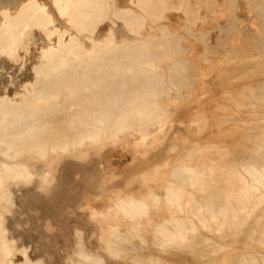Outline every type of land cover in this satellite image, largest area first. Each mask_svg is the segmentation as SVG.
I'll list each match as a JSON object with an SVG mask.
<instances>
[{
	"label": "bare ground",
	"instance_id": "bare-ground-1",
	"mask_svg": "<svg viewBox=\"0 0 264 264\" xmlns=\"http://www.w3.org/2000/svg\"><path fill=\"white\" fill-rule=\"evenodd\" d=\"M245 3L259 27L243 24L241 0H0V264H47L9 228L16 192L35 181L49 193L64 158L108 148L167 158L137 188L107 167L83 179L64 264H186L177 252L264 264V64L222 67L225 92L203 105L209 63L264 54V0ZM221 13L227 34L196 27Z\"/></svg>",
	"mask_w": 264,
	"mask_h": 264
},
{
	"label": "rangeland",
	"instance_id": "rangeland-1",
	"mask_svg": "<svg viewBox=\"0 0 264 264\" xmlns=\"http://www.w3.org/2000/svg\"><path fill=\"white\" fill-rule=\"evenodd\" d=\"M241 2L242 5L239 12L243 18V24L246 23L252 28L259 27L257 24L259 17L251 13L245 0H241ZM176 15L170 14L168 16V24L174 32L184 33V29L181 27L183 26L182 22L184 23L185 21V19H183L184 16L180 17L181 15ZM213 17L214 16H210V19L207 18L204 23L199 22L196 24V27L207 28L208 36L214 40L218 34H222L223 32L220 23L228 24L229 17L222 13ZM227 33L228 32L224 34ZM238 34L245 35L246 31L230 32L232 38H238ZM242 42V40L239 41L240 44H243ZM199 45H196L197 47L194 45L196 51L200 48ZM216 59L217 57H214V60ZM250 60L252 61L251 64H244L247 68L255 64L254 61L256 60L264 64V54L249 52L246 56L234 57L231 63L224 65L220 64L218 60L213 61L215 62V64L212 62L214 67H211L212 64L209 63L211 68H209V70L211 73L205 78V81L210 88L211 95L209 93L207 97V94H204L203 105L208 109H213L215 100L218 99L219 95L222 96V91L225 92V86L229 83V76L227 73L223 72L222 67L233 66V63H237V66H239L240 62ZM13 69L11 68L10 71H13ZM5 72L6 70L0 73V85L1 81L6 80L7 76L9 77V73L7 74ZM20 73H22V71L18 74ZM184 114L183 108H180L176 113L177 120L174 121L176 133H182V131H184L182 123ZM178 121L181 122L182 125H180L181 123ZM240 151L247 154L251 153V149L246 145H240ZM133 155L134 153L131 149L108 148L101 157L93 156L87 161L66 157L61 162L60 172L58 173V178L54 182L53 191L43 193L35 186V181L32 185L28 184L22 190H18L15 195L17 203L11 207L12 211L7 215L9 228L15 237L18 247L27 246L32 257L42 256L47 261V264L51 262L52 264H64L63 256L65 257V252L71 249V226L75 221L84 220L83 211L78 208L81 197L80 190H82L85 183L83 179L86 178L90 183H93L102 168L107 167L120 173L119 178L123 185L137 188L140 185V176L144 171H153L157 164H161L165 161L167 158V149L162 148L153 151L147 160H141V162L138 161L136 163H133ZM127 182H129V184H126ZM48 221H51L53 224L51 229L47 228ZM66 241L70 243L67 244ZM177 254L186 258V264H205L211 255L209 254L207 256L208 258L206 257L205 260L200 261L192 254H185L182 252H177Z\"/></svg>",
	"mask_w": 264,
	"mask_h": 264
}]
</instances>
